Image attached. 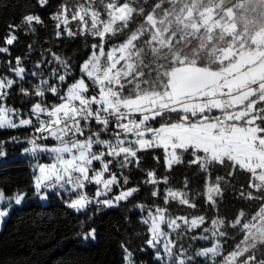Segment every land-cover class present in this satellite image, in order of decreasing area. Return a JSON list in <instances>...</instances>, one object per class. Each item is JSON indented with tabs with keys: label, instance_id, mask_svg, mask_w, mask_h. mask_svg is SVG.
I'll return each mask as SVG.
<instances>
[{
	"label": "snow or ice",
	"instance_id": "6c2138e0",
	"mask_svg": "<svg viewBox=\"0 0 264 264\" xmlns=\"http://www.w3.org/2000/svg\"><path fill=\"white\" fill-rule=\"evenodd\" d=\"M36 6L52 7L50 0ZM57 8L48 17L55 39L90 37L88 56L79 75L71 58L51 48L30 73L20 56L7 62L13 75L0 72V130L27 133L0 139V168L17 162L8 160L6 145L26 142L34 195L63 196L77 213L120 207L147 186L152 203L133 205L146 213L147 249L138 251L151 250L158 264H264V0H76ZM37 26L45 20L36 11L8 25L0 54L11 55L18 33L34 34ZM29 75L38 78L27 82L31 88L23 83ZM17 92L40 99L21 110L10 104ZM157 149L166 173L195 166L203 191L193 192L187 177L177 189L170 175L145 170V153L160 164ZM137 171L145 176L133 183ZM91 185L94 194L86 191ZM226 192L255 201L253 210L220 216ZM27 196L0 190V224ZM200 198L205 210L197 212ZM173 203L194 214L174 215ZM86 222L78 234L95 241ZM121 248L123 264H137L136 253Z\"/></svg>",
	"mask_w": 264,
	"mask_h": 264
},
{
	"label": "trees",
	"instance_id": "16d2710c",
	"mask_svg": "<svg viewBox=\"0 0 264 264\" xmlns=\"http://www.w3.org/2000/svg\"><path fill=\"white\" fill-rule=\"evenodd\" d=\"M60 3H68V0H50L52 5L47 11L35 8V0H0V37L7 34L8 25L19 23L22 15L36 11L41 14L45 20V26H37V32L25 35L18 33L19 40L10 46L11 55L0 54V72L10 75L8 72V61L11 60L15 65V58H23V65L26 72L36 70L34 64L42 58V53L47 55L46 49L51 48L65 58H71L70 63L76 69L79 75V67L84 59L87 58L89 48L86 47V41L91 42L90 37L77 36L73 38H62L57 41L54 35V22L48 19L50 14L57 11ZM75 30V29H74ZM2 44V39H0ZM31 44L34 49L29 53L28 45ZM51 59V56H48ZM58 67V65H56ZM42 67H44L42 65ZM51 66H49L50 68ZM48 69H45L47 72ZM44 78H47L46 76ZM71 82V78H69ZM32 84L38 82V78L26 76V87L31 88ZM40 98L23 97L18 92L10 100L13 107L21 110H28L31 103ZM49 103L55 102V97L47 94ZM27 130H0V139L7 140L10 135H26ZM30 147L26 142L20 144H7L8 160L17 161L7 168H0V190H4L6 195H12L17 190L28 193L26 202L20 208H16L6 222L5 228L0 232V264H123L121 244L124 243L134 253L137 264L144 261L145 264H158L154 261L151 250L139 252L141 247L147 249L143 243L146 239V226L140 223V217L146 215L139 209L133 207L136 203H152L147 186L140 184L141 191L134 199L129 202H122L117 208H103L96 211L97 206L92 205L87 212L76 213L68 209L66 205L51 196L49 204H43L39 198L34 195L32 188V173L29 161L32 157L28 156L22 159L23 148ZM160 155L161 162L158 165L152 159V153L143 154L142 166L145 170L157 169L158 175H170V184L174 188H183L185 177L189 180V187L193 192H202L204 181L194 174L195 166L191 168L186 165L175 166L172 173H166L163 166L162 150H154ZM42 160L49 162L47 157L42 156ZM144 172H134L132 182L139 183L144 179ZM237 180L243 182L238 176ZM164 185H160L161 191ZM96 186H89L86 191L94 194ZM118 191L114 189V192ZM158 203L163 205L162 200ZM197 203L199 209L197 212L204 211L205 206L203 198ZM255 201L242 202L235 199L230 192H226L225 197L219 207V215L224 217L235 216L241 208L252 211ZM173 214H194V210L187 207H181L173 203L170 205ZM91 215V220L87 216ZM207 215L212 217L215 213L207 211ZM84 231L94 227L97 232L96 241L85 242L81 231V223L85 222ZM203 245V242H198ZM259 255V253H258Z\"/></svg>",
	"mask_w": 264,
	"mask_h": 264
},
{
	"label": "rangeland",
	"instance_id": "374dc122",
	"mask_svg": "<svg viewBox=\"0 0 264 264\" xmlns=\"http://www.w3.org/2000/svg\"><path fill=\"white\" fill-rule=\"evenodd\" d=\"M73 3H76V0H68V4H73ZM70 27H72L73 29H75L76 28V22H73L72 24H70L69 25ZM1 65V64H0ZM9 75V74H8ZM13 74L11 73L9 76H12ZM16 79H18V78H16ZM29 155H27V154H22V156H21V158L22 159H26L27 157H28ZM95 186V185H94ZM51 196H54L56 199H58V200H60V201H62L63 202V199H64V197L63 196H61V197H57V196H55L54 194L53 195H51ZM51 196H50V198L48 199V200H41V202L43 203V204H49V202L51 201ZM64 203V202H63ZM23 204L24 203H22V205L21 206H15L12 210H10V215H11V213L16 209V208H20V207H22L23 206ZM65 204V203H64ZM66 205V204H65ZM74 211V210H73ZM75 212V211H74ZM77 213V212H76ZM80 213H82V212H80ZM10 215H9V217H10ZM9 217H7V218H5V220H4V222L2 223V224H0V232H2L3 230H4V228H5V225H6V222L8 221V219H9ZM85 242H88V241H91V240H84ZM96 241V240H95ZM94 241V242H95Z\"/></svg>",
	"mask_w": 264,
	"mask_h": 264
}]
</instances>
